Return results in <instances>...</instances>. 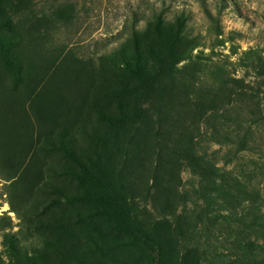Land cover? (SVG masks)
<instances>
[{
	"label": "rangeland",
	"instance_id": "obj_1",
	"mask_svg": "<svg viewBox=\"0 0 264 264\" xmlns=\"http://www.w3.org/2000/svg\"><path fill=\"white\" fill-rule=\"evenodd\" d=\"M5 1L23 39L24 65L20 77L11 75L0 33V110L5 100L36 129H67L77 162L59 145L48 147L35 151L36 173L24 183L0 178V264H25L23 256L58 264L60 254L67 264H150L147 249L96 201L75 199L90 184L97 191V179L104 190L128 185V208L140 223L170 236L174 229L171 260L264 264V0ZM135 56L149 75L138 83L126 69ZM135 98L149 115L204 111L193 134L199 154L258 197L221 190L203 199L200 178L180 155L183 142L167 145L174 153L154 178L147 132L141 166H120L123 153L136 154V128L129 120L114 130L107 118L116 117L118 102L129 108ZM27 149L17 147L13 162ZM179 218L187 228L182 236L175 232Z\"/></svg>",
	"mask_w": 264,
	"mask_h": 264
},
{
	"label": "trees",
	"instance_id": "obj_2",
	"mask_svg": "<svg viewBox=\"0 0 264 264\" xmlns=\"http://www.w3.org/2000/svg\"><path fill=\"white\" fill-rule=\"evenodd\" d=\"M60 17L63 21H67L68 19L65 14H61ZM179 18L180 17L176 18L177 22ZM155 27L158 33L165 28L164 19L161 15L157 16ZM2 32H6V35L1 39V48L3 50L6 65L13 77H20L24 65V54L22 52L23 39L16 31V24L12 16L8 13L5 0H0V33ZM126 69L130 73L129 77L132 82L133 80H137L136 83L142 82V78L149 76L142 75L143 72H146V66L140 61L139 57L136 56L131 62V65L127 66ZM17 73L18 75H15ZM217 97L218 95H216V98ZM6 102L7 101L3 100V105H1L3 111L0 110V178L15 183H24L26 181L24 179L25 177H32L36 173L34 167L35 162L31 157L34 155L35 151H47L48 147L56 148L59 145V150H61L64 156L77 162L75 154L66 144L70 142L67 129H59L55 132H49L43 127L36 129L31 119L23 120V122L20 121V118L16 117V112L7 106ZM168 103L169 105L174 103L173 99ZM130 104L131 107L128 108L127 104L125 105L123 102H118L116 106V117L107 118V121L113 126L114 130L121 129L129 120L136 128L134 131L136 143L132 148L136 150V154L129 158L127 152L123 153L124 160L121 162L120 166L125 167L129 164L128 162H131L132 169L141 166V139L146 136L145 132H147L148 135L153 137L152 148L149 150L150 153L146 155L148 159H150L151 156L154 158L156 168L153 167V162L151 165L149 164V174H152L154 178L157 176L158 170L163 168V160L169 158L174 153L175 148H169L167 145L171 142H183L180 146V155L191 172L200 178L202 182L200 194L203 199L207 200L216 193L221 195V190L222 192H226L225 195L232 197L242 194L248 195V197L252 194L254 200L258 197L255 192L248 190L238 177L220 173L219 168L215 164L210 163L204 156L199 154L198 142L193 134L195 131L200 130V122L207 119L204 111L197 113L195 111L196 117L190 113L178 117L168 114L149 115L139 108L140 103L137 98L132 100ZM189 105L190 103H188L186 107L189 108ZM197 106L199 107L200 105L197 104ZM142 125L145 129L141 128ZM113 135L116 136L114 133ZM242 143L244 142L242 141ZM27 144L28 149L27 153L23 156V160L19 163L13 162V160H15L13 158L15 149L21 145L25 146ZM245 144H247L246 141ZM33 145L36 146V149L31 150ZM103 145L104 149L108 151L109 147L107 146L109 143L105 138L103 140ZM241 147L245 148L246 146ZM111 149L112 146L110 145L109 151H111ZM166 166L168 167V165ZM105 170L108 172L107 169ZM82 172L87 175L89 171L82 168ZM39 173H41V171H39ZM79 179L82 180L85 178L80 176ZM93 185H97V191L91 190L90 187L92 184H90V187L76 194L75 199L82 202L96 201L97 206L102 208L106 215L112 217V220L119 228L130 233L147 249L150 264H182L178 258L171 260V252L173 251L172 244H174L172 237L175 235L173 234L174 229L172 236L167 234V232L161 233L158 226L140 223L137 216H134L131 211H129V203L127 201L129 195L125 193L127 192L128 185L125 186L122 184L119 188L114 187L112 190H104L102 189V184L99 179L93 182ZM216 197L219 198L218 195H216ZM65 198L72 201L68 193H66ZM12 211L19 214L17 208H13V206ZM183 222L184 220L179 218L175 228L176 234L180 236L184 234V231H187L186 223ZM182 259L184 260V257H182ZM19 260L25 264H35L33 259L26 258V256L19 258ZM57 262L58 264H67V257L60 254Z\"/></svg>",
	"mask_w": 264,
	"mask_h": 264
}]
</instances>
